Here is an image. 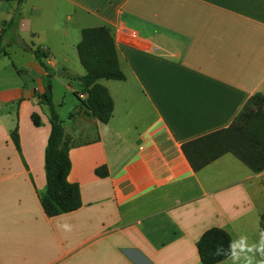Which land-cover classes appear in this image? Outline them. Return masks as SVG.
I'll list each match as a JSON object with an SVG mask.
<instances>
[{
    "label": "crops",
    "instance_id": "obj_1",
    "mask_svg": "<svg viewBox=\"0 0 264 264\" xmlns=\"http://www.w3.org/2000/svg\"><path fill=\"white\" fill-rule=\"evenodd\" d=\"M95 27L109 29L125 76L99 81L114 105L107 125L86 113L76 79L81 31ZM0 33V264H201L212 228L258 243L264 171L224 154L195 172L182 147L264 95V0H0ZM26 47L47 54L49 73ZM49 85L82 203L53 218L39 200ZM55 87L78 103L55 100Z\"/></svg>",
    "mask_w": 264,
    "mask_h": 264
},
{
    "label": "trees",
    "instance_id": "obj_2",
    "mask_svg": "<svg viewBox=\"0 0 264 264\" xmlns=\"http://www.w3.org/2000/svg\"><path fill=\"white\" fill-rule=\"evenodd\" d=\"M24 0H18L21 4ZM13 25V19L9 22ZM39 65L50 72L43 63L47 54L39 48L32 50ZM77 54L80 65L85 70L81 82L85 99L82 104L86 113L101 124L107 125L112 117L113 101L100 80L124 81L125 76L119 65L118 54L112 35L106 27L85 28L81 31ZM6 54L0 33V55ZM44 104L48 107L50 134L44 153L45 192L39 197L44 214L57 217L78 210L82 203L78 185L67 181L71 169L69 159L70 138L64 134L62 123L54 109L51 94L44 95ZM264 95L255 94L243 107L232 124L226 128L200 137L183 145V152L192 169L197 172L224 154H232L254 173L264 171ZM12 140L17 149L19 141L16 131ZM98 178H105L107 170L100 167L95 170ZM231 238L223 230H207L197 243V253L201 264H219L226 259ZM218 247L224 253L217 254Z\"/></svg>",
    "mask_w": 264,
    "mask_h": 264
},
{
    "label": "clouds",
    "instance_id": "obj_3",
    "mask_svg": "<svg viewBox=\"0 0 264 264\" xmlns=\"http://www.w3.org/2000/svg\"><path fill=\"white\" fill-rule=\"evenodd\" d=\"M65 228L68 226L65 225ZM224 253L222 247H218L217 254ZM232 260L233 264H238L241 259L244 264H254L255 256L258 254L264 258V230L260 232V238L258 243L249 245L247 237L241 236L239 239L230 242L229 249L226 253ZM259 264H264V259L259 261Z\"/></svg>",
    "mask_w": 264,
    "mask_h": 264
},
{
    "label": "rangeland",
    "instance_id": "obj_4",
    "mask_svg": "<svg viewBox=\"0 0 264 264\" xmlns=\"http://www.w3.org/2000/svg\"><path fill=\"white\" fill-rule=\"evenodd\" d=\"M156 34H159V33H156ZM157 37V40L159 41L158 42V45L160 46L158 50H163V52L166 50L165 48L167 47L166 44L162 41L161 39V35H156ZM167 40V39H165ZM165 47V48H164ZM50 87H52V85H49ZM55 90L53 91V96H54V99L57 100V99H60L62 101L65 102V106H70V104L74 103H78L77 100L75 99V97L73 95H70V96H65V91L62 89V88H59V87H55L54 88ZM63 110H65V108H63ZM263 226V225H262ZM263 230H264V226H263Z\"/></svg>",
    "mask_w": 264,
    "mask_h": 264
},
{
    "label": "water",
    "instance_id": "obj_5",
    "mask_svg": "<svg viewBox=\"0 0 264 264\" xmlns=\"http://www.w3.org/2000/svg\"><path fill=\"white\" fill-rule=\"evenodd\" d=\"M56 76H57V77H69L70 75H68V74L65 73V72H60V71H59V72H56ZM47 90H48L49 93H51V87H50V86L48 87Z\"/></svg>",
    "mask_w": 264,
    "mask_h": 264
},
{
    "label": "built area",
    "instance_id": "obj_6",
    "mask_svg": "<svg viewBox=\"0 0 264 264\" xmlns=\"http://www.w3.org/2000/svg\"><path fill=\"white\" fill-rule=\"evenodd\" d=\"M124 31L127 34V36H135V33L130 30L124 29ZM80 98H83V96H80Z\"/></svg>",
    "mask_w": 264,
    "mask_h": 264
}]
</instances>
